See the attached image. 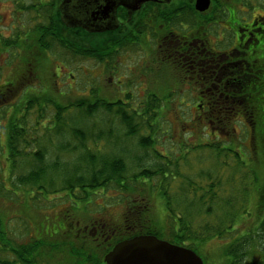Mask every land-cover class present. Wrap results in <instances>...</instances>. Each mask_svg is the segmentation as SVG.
Wrapping results in <instances>:
<instances>
[{
	"label": "trees",
	"instance_id": "trees-1",
	"mask_svg": "<svg viewBox=\"0 0 264 264\" xmlns=\"http://www.w3.org/2000/svg\"><path fill=\"white\" fill-rule=\"evenodd\" d=\"M12 1L13 12L7 18L13 17L12 21L0 27V78L3 66L12 63V59L23 63L14 71L17 80L20 77L35 79L41 66L56 69L61 63L66 69L67 57L70 61L80 58L100 65L106 62L107 51L114 54L113 49L105 47L104 40L97 43L92 34L78 32L63 22L62 0ZM212 1V13L225 15L206 17L207 21L242 20L240 15L246 12H241L242 6H248L251 11L252 2L257 0ZM169 5L151 10L159 13L163 21H166L165 13L199 12L184 4L167 9ZM175 19L180 21V17ZM260 19L264 22V15ZM125 34L128 44L136 38L135 34ZM245 58L248 61L239 66V82L244 87L238 97L228 101L225 112L214 114L213 109H209L205 120L200 118L202 139L176 142V146L195 150L192 157L200 167L188 174L182 173L180 167L182 160L190 157L191 150L184 155L186 149L179 150L176 156L169 153L172 148L164 141L161 144L159 113L164 101L161 97L152 95L132 105L128 94L127 102L110 103L92 87L88 94L73 101L48 83L44 91L34 89L19 97L21 103H8L12 93L19 89L9 87L0 95V118L6 120L0 127V137L6 136V144L0 147H6L7 161V178L0 182L3 185L0 197L12 204L7 208H14V212L3 217L1 201L0 243L4 248L0 247V251L14 252L22 264H37L29 245L7 248L10 242L4 231L5 221L17 219L22 211L52 200L48 197L51 192L55 196H66L74 208L79 200L89 209L93 206V195L111 190L117 191L112 204L124 206L125 213L118 226L112 227L109 218L98 227L103 243H107L105 254L117 242L135 235L151 234L165 239L168 227L171 235L166 240L189 247L199 255L203 244L223 240L227 243L221 254L224 264H264V59L257 60L253 71L248 68L251 59ZM249 73L253 75L251 79ZM212 102L222 104L220 100ZM237 120L244 129L236 136L228 128ZM116 122L119 126H115ZM209 127L211 133L207 132L204 139L203 129ZM131 138H138L142 154L128 149L129 146H120V141ZM157 141L168 150L157 151ZM110 144L118 148L111 151ZM53 146L55 151L51 156ZM107 146L111 152L106 151ZM62 155L67 159H62ZM192 165L188 163L187 167ZM172 181L176 182L175 191L170 189ZM155 191L164 203L168 221L163 224L164 229L147 217L148 198ZM24 204L29 207L15 212ZM42 219L37 222L38 227L43 223L52 224L54 220L58 222V217ZM243 220H248L249 225H241ZM74 251L82 258L86 253L85 249ZM0 262L10 264L1 257ZM86 262L89 261L83 258L82 263ZM95 262L104 261L95 259Z\"/></svg>",
	"mask_w": 264,
	"mask_h": 264
},
{
	"label": "rangeland",
	"instance_id": "rangeland-1",
	"mask_svg": "<svg viewBox=\"0 0 264 264\" xmlns=\"http://www.w3.org/2000/svg\"><path fill=\"white\" fill-rule=\"evenodd\" d=\"M31 1L32 0H25V2L27 3H30ZM195 2L196 0H173L167 7V9L169 7L175 8L182 4L186 5V7H195ZM12 3V0H0V27L2 25L6 27L12 21L13 17L7 19L8 16H11L13 12L11 8ZM252 5L253 7L251 11L249 10V8H247L248 6H242V8L240 9L241 12L246 11L249 13H242L240 15L241 18L243 17L244 19L247 18L249 20L255 15H264V0L253 1ZM212 7L213 5L211 3L209 9H207L205 12H212ZM213 14L220 15L221 12H214ZM214 21L218 23L221 22L217 20ZM222 27L223 26L220 25V23L217 25H212V28L208 25V35L211 40H213L214 38L219 39L218 43L222 46V49H226L230 46V44L232 45L231 40L229 39V36L231 37V35H229L227 31L222 29ZM78 32L80 31L78 30ZM5 33H9V31L5 30ZM91 37L94 38L97 43H102L105 39L104 34L93 35ZM126 54H123L120 58V61L123 62L118 65L120 67L118 69V76L113 78L114 84L110 82L108 66L104 65V63L98 65L94 61H86L80 58L79 60L70 61V57H67L65 63L67 65L66 69H63V71L60 73L58 69H55L52 66L49 68H45V70L50 74V77H48L47 73H43L42 77L44 79L38 85L45 86V88L47 89V85L49 83L52 86L53 90L55 89L56 91L61 92V94L63 91L65 96L73 101H76L85 94H88L89 90L92 87L98 89L95 91H100L101 96L106 98L111 97L110 93L114 94L117 90H122L120 92L124 94L125 91H128L126 88L129 89V87H131L132 92L138 94L140 93L141 88L149 87L148 84L144 81L146 75H137V69L138 67H140V65L143 66V62L140 65H136L135 62L125 61V59L130 60L136 55L133 49L128 50ZM11 62L12 63H7L3 66L1 76L5 80L12 78L15 69L20 68L23 64L19 59H12ZM161 69L162 68L159 66L158 71H160ZM149 70L150 68L147 66L143 68L144 72H149ZM55 72H58V75L60 76L59 78L55 76ZM160 77H163L164 79L161 78V80H159V86H155V90L159 92L160 97L164 100L162 104V110L159 113V116L161 117L159 119L161 126V130L159 132H163L162 136L160 137L161 144L162 141H164L169 148H172L169 153H172L176 156H178V154L180 153L179 150L186 149V151H184L183 153L184 155L186 154V152H188V150H191V147L184 148L182 146H176V142H182L185 141V139L191 142L196 141L197 139L198 141L202 139L200 138L199 134V131L201 130L202 126H200V118L203 117V119L205 120L207 114L203 115L202 117H199L198 115L200 111L197 108L198 100H193L191 98H188L186 100V98H183V96L177 91L178 83L174 82L173 84L168 82L167 79H165V77L169 78L168 70H164L163 72H161ZM157 78L158 77H155V79ZM117 79L119 80V82H123L122 87H116L115 82ZM1 82H3V80H1L0 78V83ZM70 86L72 89L70 88ZM180 88L183 90L187 89L190 94L194 92L196 93L195 90L191 89L192 86L190 87L186 84H182ZM151 89H153V87H151ZM30 90L34 89L25 90L24 93H27ZM171 91L172 94L170 96ZM17 92H19V90H17ZM17 95L18 94L13 95L11 96V98H17ZM11 98L8 103H15L18 101L15 99L13 100ZM141 100L144 101L145 99ZM52 108L53 107H50V110H52ZM5 121V119L0 118V127L1 125L3 126ZM204 123L205 125H208V121H205ZM115 126H119V123L116 122ZM228 129L233 131L234 134L237 136L238 133L243 132L244 127L237 120L232 122ZM207 132L211 133L210 127L208 128V130L203 129L202 134L204 136V139H207ZM3 137L4 139L2 140V145H5L6 136L4 135ZM157 139L159 140V137ZM137 142L138 138H131L129 139V141H120V146H129L127 147L128 149L134 150L135 153L142 154L144 151L137 145ZM161 144L159 141H157L156 147L158 151H167V146ZM5 148L3 146L2 148L0 147V157H2L0 159V182H3L4 179L7 178V175H5V168L7 164L6 157L4 155V152H6ZM117 148L118 147H116L114 144L109 145V149L111 151H114ZM54 149L55 148L53 146L50 150L52 154L51 156H54ZM106 151L111 152L108 150V146L106 148ZM193 151L195 150H191L190 157L186 158L187 160H182L180 170L184 174L194 172L200 167L196 159L192 157ZM64 156L65 155H62L61 158H66ZM188 163H192L193 165L191 167H187ZM2 186L3 185L0 183V188ZM170 189L172 191H175L177 189L175 181H172ZM116 193L117 191L111 190L98 192L96 195L92 196L93 206H90L89 209L86 208L87 206H85L84 203H79V200L76 201L77 204L74 208L71 206V203L66 196H62L61 194L55 196L52 195V192L49 193L51 195H48V197L50 196L49 198H53L52 200L41 204L38 208H31L27 211H22L20 217H17V219L11 220V218H9L5 221L4 231L7 237V241L10 242V245L9 247L7 246V248L9 249L11 246L15 245H29L32 250V257L35 259L37 264H96L95 259L104 261L105 255L107 254H105L107 243H103L105 241L102 237L100 238L99 229L97 230L96 234L87 235V233L83 231L84 229L82 227H86L89 224H95L97 227H100L102 225V222H105L109 218L112 227L121 224L125 209L124 206L112 204V197L115 196ZM155 194H151L148 198L149 212L147 213V217L149 219H154L158 227L164 229L163 224H165V222H168L166 221L167 217L164 213V203L163 200L158 197L157 191H155ZM118 197L119 196L115 198L116 201L118 200ZM1 201L4 204V207ZM1 206L3 207V217L5 218L9 217V215L14 212V208H11L10 210L7 208L12 207V204L8 200L3 201L2 197H0V207ZM28 207V204H24L23 207L19 205L18 208L15 209V212H18L19 210ZM42 214H44L43 219ZM55 217H58V220H65L66 223L69 225L72 222H74V224L79 223V233L81 234L79 236H83L84 238L80 240H75L72 236V232L60 231L59 235L54 236L53 238L47 239L45 241L35 239L33 237L35 234V228L39 226L37 222L41 219L46 221L50 218L52 219ZM55 222H57V220L53 221V223ZM240 224L249 225V221L243 220ZM67 229L69 230L70 226ZM170 235L171 232L167 227V233L164 235L165 239L169 238ZM35 243L38 244L34 245ZM226 244L227 243L223 240H211L200 247L199 253L205 260L206 264H224L223 259H221V254L223 251V247ZM0 247L4 248L3 243H0ZM74 249L83 251L85 249L86 253L85 255H83V258L85 260L87 259L89 262L82 263L83 258L79 255H76ZM13 253L14 252L3 250L0 251V257L3 259L10 260L14 257Z\"/></svg>",
	"mask_w": 264,
	"mask_h": 264
},
{
	"label": "flooded vegetation",
	"instance_id": "flooded-vegetation-1",
	"mask_svg": "<svg viewBox=\"0 0 264 264\" xmlns=\"http://www.w3.org/2000/svg\"><path fill=\"white\" fill-rule=\"evenodd\" d=\"M170 3L165 2V0H150L132 14L124 6H119L116 12V20L113 22V25L117 27L104 32L89 33L80 27L72 29L92 35H105V47L114 51V54L112 51H107V59L104 62V65L108 66L111 83H113V78L118 76L120 67L118 65L123 62L120 61L121 56L126 54L128 50L133 49L136 55L130 60L125 59V61L135 62L136 65L143 62V66L140 65L137 69V75H146L144 81L149 87L141 88L138 94L132 92L131 87L126 88L128 91H125L124 94L120 92L122 90H117L114 94L110 93L111 97H107L110 103H116L117 100L127 102L128 94L133 100L132 105H135L134 101L148 99L152 95L160 97L159 92L155 90V86H159V80L163 78L160 77V73L168 70L169 78L165 77V79L173 84L174 82L178 83L177 91L183 98L198 100L199 117L207 114L209 109H213L211 113L214 114L225 112V108H227L225 105L228 101L237 98L238 93L244 87L239 82L238 72L239 66L248 61L245 57L248 56L251 59L248 62V68L253 71L257 66V60L264 59V22H261L260 15H255L249 20L247 18L236 21L235 19L232 21L226 19V21L219 22L223 26L222 29L231 34L229 39L232 45L230 44L228 48L222 49V46L218 43L219 39L214 38L211 40L207 32L208 25L219 23L207 21L206 17L223 16L225 14L169 12L165 13L166 21H163L165 19L159 17V13L151 10L152 7H165ZM173 16L175 18L180 17V21L177 22V19ZM227 16L232 15L228 14ZM125 33L135 34L136 38L131 44L126 42L127 34ZM113 44H116L115 47H113ZM242 56L244 57L242 58ZM145 66L150 68L149 72L143 71ZM159 66L162 68L160 71H158ZM56 69L61 73L65 68L60 63ZM38 71L40 74L35 79L20 77L16 80L14 76L8 80L1 78L3 82L0 83V95L12 86V89L19 88V92L16 90L11 95L18 94L17 98H14L15 100L24 96L26 93L24 91L28 89L46 90L45 86L38 85L44 79L42 74L46 73L45 67L41 66ZM249 74L251 79L253 75ZM56 76L60 77L58 72H56ZM155 77L158 78L155 79ZM31 80L32 82H30ZM252 83L254 82L252 81ZM25 84H29V86L25 87ZM115 84L118 88L122 87L123 82H119L117 79ZM182 84L192 86L191 89L195 90L196 93L190 94L187 89H181ZM171 94L172 91L170 96ZM212 100H220L222 104L213 103ZM18 101L21 103V99ZM214 105H217V107H214ZM3 139L4 137L1 136V145ZM69 226L70 229L68 230ZM82 228L87 235L96 234L98 230L95 224H89ZM60 231L72 232V236L77 237L80 234L79 223L74 224L72 222L69 225L65 220H58L57 223L52 224L43 223L40 227L35 228L33 237L45 241L59 235ZM99 233L102 237L101 230ZM8 261L10 264H22L15 254Z\"/></svg>",
	"mask_w": 264,
	"mask_h": 264
},
{
	"label": "water",
	"instance_id": "water-1",
	"mask_svg": "<svg viewBox=\"0 0 264 264\" xmlns=\"http://www.w3.org/2000/svg\"><path fill=\"white\" fill-rule=\"evenodd\" d=\"M147 1L150 0H62L61 18L68 27L100 33L117 27L113 22L119 6H124L132 14ZM211 2L196 0L195 9L205 12ZM104 260L105 264H204L203 258L193 249L151 234L119 241Z\"/></svg>",
	"mask_w": 264,
	"mask_h": 264
}]
</instances>
